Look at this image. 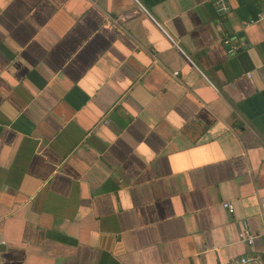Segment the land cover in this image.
<instances>
[{
    "label": "crops",
    "instance_id": "1",
    "mask_svg": "<svg viewBox=\"0 0 264 264\" xmlns=\"http://www.w3.org/2000/svg\"><path fill=\"white\" fill-rule=\"evenodd\" d=\"M244 255L264 256V0H0V264Z\"/></svg>",
    "mask_w": 264,
    "mask_h": 264
},
{
    "label": "built area",
    "instance_id": "2",
    "mask_svg": "<svg viewBox=\"0 0 264 264\" xmlns=\"http://www.w3.org/2000/svg\"><path fill=\"white\" fill-rule=\"evenodd\" d=\"M224 207H226L229 212H234V206L225 202ZM230 264H264V256L262 255H244L238 258L233 259Z\"/></svg>",
    "mask_w": 264,
    "mask_h": 264
},
{
    "label": "water",
    "instance_id": "3",
    "mask_svg": "<svg viewBox=\"0 0 264 264\" xmlns=\"http://www.w3.org/2000/svg\"><path fill=\"white\" fill-rule=\"evenodd\" d=\"M235 42V41H234Z\"/></svg>",
    "mask_w": 264,
    "mask_h": 264
}]
</instances>
